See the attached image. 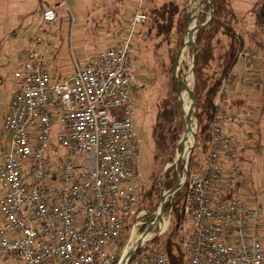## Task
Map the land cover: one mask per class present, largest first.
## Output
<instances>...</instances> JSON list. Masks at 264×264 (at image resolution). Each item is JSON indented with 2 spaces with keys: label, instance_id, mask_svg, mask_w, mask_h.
Instances as JSON below:
<instances>
[{
  "label": "built area",
  "instance_id": "built-area-1",
  "mask_svg": "<svg viewBox=\"0 0 264 264\" xmlns=\"http://www.w3.org/2000/svg\"><path fill=\"white\" fill-rule=\"evenodd\" d=\"M41 18L46 24L59 19L53 7ZM146 20L137 12L129 33L82 64L75 59L68 76L50 70L43 35L17 63L4 114L8 152L0 142V264H171L162 241L180 192L184 219L173 229L183 264H264V206L247 205L240 194L249 186L246 159L258 127L241 101L246 91L264 87L256 74L264 55L241 53L244 71L221 80L206 160L193 171L182 159L183 176L172 189L164 186L160 211L151 217L140 210L131 110L139 91L136 32ZM144 216L147 222L139 220ZM149 226L150 234L139 235ZM140 239L139 251L127 258Z\"/></svg>",
  "mask_w": 264,
  "mask_h": 264
},
{
  "label": "rangeland",
  "instance_id": "rangeland-1",
  "mask_svg": "<svg viewBox=\"0 0 264 264\" xmlns=\"http://www.w3.org/2000/svg\"><path fill=\"white\" fill-rule=\"evenodd\" d=\"M58 3H64V6L55 8L58 12V21L55 24L47 25L40 32L46 38L50 45L48 54V63L50 70L59 76H68L73 73L75 59L80 64L83 63V57L90 54H95L101 50L114 45L124 35L129 33L130 22L137 12H142L147 16V20L137 30L138 38L135 41V55L137 59V73L139 91L137 96H134L132 102L134 131L139 142L140 151V166H139V188L142 194L140 210L146 211L148 214L156 212L160 205L162 189L165 186L166 190L172 189L167 187L168 179L175 180L177 183L178 174L183 176L182 159L178 164V168L173 163L178 159V152L182 150L188 158V167L193 171L202 165L192 164L193 159H202L204 162L205 156L202 155V150L197 144L198 122L196 118L197 110L193 113L195 125V138L193 140V149L189 152V147L182 149L181 139L187 142V125L184 114L181 108V103L178 95L175 93L173 86L175 77L184 79L186 75L187 88L191 90L195 88L196 75L192 72L193 68V47H189L187 61L183 56H179L178 66L176 68V58L179 53L185 48L188 40L187 31L183 35L172 32L170 38L155 37V30H151L153 23L152 11L159 8L165 3L175 1L180 4L190 15L193 22L191 29L199 26V19L202 15L206 16L205 3L207 0H153L152 5L146 4V0H56ZM264 0H230L232 8L237 13V20L231 21L237 35L244 37L246 48L243 52L255 51L264 55V47L262 52H259L255 47L257 43L264 44V37L256 34V23L254 14V6ZM25 5V4H24ZM13 6V3H12ZM11 8V7H10ZM193 10V11H192ZM25 13L24 30L20 37H6L4 32L10 28L12 19L18 17L12 13V10L0 11V79L3 84L0 85V142L4 140L5 152L10 149L11 135L7 134L4 127V114L6 112L7 101L10 98L11 91L14 88L13 73L17 66L16 63L22 57L25 50L32 45L36 38L35 32L29 33L26 31L27 20L29 25L33 24L37 18L34 16L28 17ZM31 15V14H30ZM210 14L208 13V17ZM207 17V20H208ZM229 19V18H228ZM73 21V22H72ZM229 21V20H228ZM147 24V25H146ZM146 26V28H144ZM73 28V33H72ZM8 35V34H6ZM195 34V39H196ZM222 46L217 48V52L222 54L228 50L227 37L222 36ZM40 49H43L41 47ZM241 53L237 54L241 57ZM182 54V53H181ZM188 63V64H187ZM244 61L240 59L236 70L244 71ZM215 66V64H214ZM211 70V69H210ZM264 71V70H263ZM191 72L192 77H190ZM186 73V74H185ZM261 75V74H260ZM194 80V81H193ZM190 81V82H189ZM264 88V87H263ZM261 88V89H263ZM258 94L251 95L250 92L245 93L242 99L247 108L254 112H260L264 109V89ZM183 92L186 88H183ZM187 93L189 100V112L192 111L191 97ZM249 95V96H248ZM248 97V98H247ZM246 99H248L246 101ZM170 100H173L178 109V115L172 119H167L162 116L165 109L171 106ZM240 101V100H239ZM174 106V105H173ZM175 107V108H176ZM174 108V107H173ZM174 108V109H175ZM263 108V109H262ZM176 110V109H175ZM264 111V110H263ZM264 117V116H263ZM172 120V121H171ZM264 127V122H263ZM261 130H264L263 128ZM185 134V135H184ZM184 135V136H183ZM176 138L178 140L176 141ZM193 138L191 132L190 137ZM182 149V150H181ZM194 157V158H193ZM202 157V158H201ZM203 164V163H202ZM253 188L250 186L248 195L243 193V197L249 196L250 199H244L247 205L260 203L264 206V170L257 171L253 174ZM245 191V190H244ZM182 193V192H180ZM3 190L0 187V197ZM178 196V194H176ZM176 196H174L176 198ZM173 200V206H174ZM147 216L139 219L142 222H147ZM0 220L2 218L0 217ZM261 238L264 245V217L261 222ZM144 233L142 228L139 235ZM173 238L175 230L172 227L170 231ZM125 236L124 242L127 240ZM168 236V235H167ZM166 236V237H167ZM165 237V238H166ZM164 238V239H165ZM134 243L137 238H134ZM179 242L180 240H176ZM180 246V245H179ZM181 247V246H180Z\"/></svg>",
  "mask_w": 264,
  "mask_h": 264
},
{
  "label": "trees",
  "instance_id": "trees-1",
  "mask_svg": "<svg viewBox=\"0 0 264 264\" xmlns=\"http://www.w3.org/2000/svg\"><path fill=\"white\" fill-rule=\"evenodd\" d=\"M152 3L153 0H146L148 6L149 4L152 5ZM211 3V5H213L214 15L211 17L212 19L208 24L202 26L207 23L210 17H208V13L210 14V5L207 0L204 4L206 8V16L202 15L199 19V26L202 27L197 30L198 32L194 43L195 49L193 48V54L195 56L193 69L196 75L193 94H195V107L197 110L196 120L198 122V131H196L197 144L195 145L196 147L199 146L201 148L202 155L203 157L205 156L204 161L207 158L206 156H208L207 143L209 142L210 131L217 113L215 102L218 94L217 92L222 83L221 80L237 68L236 66L239 61V55L237 54H240L246 48L244 37L237 35L235 29H233L234 27L230 23L231 21H236L238 18L236 11L230 4V0H211ZM43 10L44 9H42V11ZM42 11L40 12L42 13ZM253 15L255 16L256 23L255 32L264 37V1L254 6ZM187 17L188 15L185 9L177 2L172 1L165 3L152 11L151 20H153V23L151 30H155V37L159 39L162 37H165L166 39L170 38L174 30L175 32L180 33V35H183L186 32L188 24ZM144 28H146V26H144ZM222 36L227 37L228 50L220 54L217 52V48L222 46ZM257 44L258 46L256 45L255 48L259 52H262L264 44L261 42ZM179 80L181 89L183 90L184 84L181 82L182 79L179 78ZM173 89L177 94L175 83ZM170 103L171 106L164 110L162 116L174 120L178 115V109L175 104H173V100H170ZM173 107H176V110ZM177 140L178 138H176V141ZM202 160L203 158L197 160L193 159L191 165L198 163L197 165L200 166L204 163ZM175 182L176 181L173 180V178L168 179L167 187H175ZM183 195V193H178V196H176L174 201L173 227L184 219ZM167 235L168 236L162 241V248L168 253L171 264H183V249L179 246L171 233Z\"/></svg>",
  "mask_w": 264,
  "mask_h": 264
},
{
  "label": "crops",
  "instance_id": "crops-1",
  "mask_svg": "<svg viewBox=\"0 0 264 264\" xmlns=\"http://www.w3.org/2000/svg\"><path fill=\"white\" fill-rule=\"evenodd\" d=\"M13 3V6H12ZM25 4V5H24ZM11 7V8H10ZM47 7H53V8H57V7H61V4L58 3L56 0H0V11L2 10H12V13L15 14L18 19H12L11 21H14V23H11V27L8 28V31H5L4 34L6 37H20L21 33L24 30V21L26 20V17H24L25 13H28V17L34 16L35 18H37V20L31 24V26L29 25V20H27V24H25L27 26V36L29 33L35 32L37 30V32H40L42 29H45V27L47 25H52V24H46L43 22L41 15L42 13L40 11H42V9H46ZM63 8V7H62ZM31 14V15H30ZM55 24V23H53ZM8 34V35H6ZM37 36L42 35V33H37ZM31 47V45L29 46ZM23 55V54H22ZM22 59V57L20 58V60L18 62H20ZM17 64V63H16ZM264 66L262 65H258L257 66V70H256V74L261 77L262 79H264ZM261 74V75H260ZM14 88H15V82H14ZM261 88L255 89L254 91H247L250 92L251 95H255L258 94ZM264 89V88H263ZM261 89V91L263 90ZM12 89V93H13ZM12 93L10 95L9 100L7 101V106H6V112L8 109V105H9V101L11 100L12 97ZM236 95L238 94L237 92H235ZM137 96V95H136ZM249 96V95H248ZM248 98V97H247ZM248 99H246L247 101ZM263 109V108H262ZM264 110V109H263ZM262 111V113H258V112H254L256 120H257V125L258 127L256 128L257 132L255 134V138H254V142H252V146L251 149L249 151V153L247 154V159H246V167L248 170V173L250 175V184L248 186V191L250 190V186L253 188L252 185H254L253 181H252V176L253 174L257 173V171L260 170H264V130H261L263 127V122H264V111ZM5 112V114H6ZM246 189V190H247ZM242 191L241 197L243 199H250L248 195V191ZM244 194L245 198L243 197Z\"/></svg>",
  "mask_w": 264,
  "mask_h": 264
},
{
  "label": "water",
  "instance_id": "water-1",
  "mask_svg": "<svg viewBox=\"0 0 264 264\" xmlns=\"http://www.w3.org/2000/svg\"><path fill=\"white\" fill-rule=\"evenodd\" d=\"M194 1H196V0H194ZM208 1H209V5H210V17H209V20L207 21V23H205L202 26H205L206 24H208V22H210V20L212 19L211 17H213V15H214L213 5H211L212 4L211 3V0H208ZM187 19H188V31H187L188 41L186 43H184V44L186 46H188V47H191L192 46L195 49V44H194L195 43V34L198 32L197 30L201 29L202 26L201 27L200 26H197V27H194L193 29H191L190 27H191V24H192L193 20H192V18H191L190 15H188ZM179 56H181V53H179V55L176 58V68L178 66V62H179V58H180ZM194 63H195V56L193 58V68H194ZM193 68H191L192 69V72H194V69ZM179 81H180L179 78L176 76L174 83H175L177 95L179 97V100H180V103H181V106H182V101H181V96L182 95L181 94L183 93V91L181 89V86H180V82ZM182 82L184 84V87L186 88V90L189 93L188 95H190V97H191L192 112L187 117H184L185 118L184 120H185L186 125H187V130L186 131H189V130H192L193 129L192 128V125H193L192 118H193V113L195 112V107L194 106H195V101L196 100H195V94H193L194 91L187 88V83L185 82V79ZM195 134H196V132L194 133V138H195ZM192 149H193V147H192ZM164 208H165V206L162 207V209H161L162 211L161 212H163V209ZM150 216L151 217H154L153 214H151ZM160 218H161V216H158V218H157L156 221L158 222L160 220ZM152 231H153V226H149L146 229V231L143 233V237H146V235L150 234ZM142 243H143V240L140 239L138 241V243H137L136 248H134L135 250L133 252L129 253V255L127 256V258L133 257L139 251V248H141Z\"/></svg>",
  "mask_w": 264,
  "mask_h": 264
},
{
  "label": "bare ground",
  "instance_id": "bare-ground-1",
  "mask_svg": "<svg viewBox=\"0 0 264 264\" xmlns=\"http://www.w3.org/2000/svg\"><path fill=\"white\" fill-rule=\"evenodd\" d=\"M194 3H197L196 1L194 2ZM198 4V3H197ZM193 11V10H192ZM188 41V40H187ZM188 51H189V47L188 46H185V48L182 50V54H181V57L183 56V58H185V60H182V61H187V54H188ZM188 64V63H187ZM186 74V73H185ZM189 75H190V77H192V75H191V72H189ZM185 82L187 81V79H186V75H185ZM183 79V80H184ZM182 80V81H183ZM181 81V82H182ZM194 81V80H193ZM190 82V81H189ZM187 83V82H186ZM185 88V87H184ZM188 89H191V82H190V86L188 87ZM188 93V91L186 90L185 92H183L181 95V101H182V106H181V108H182V111H183V114H184V117H187L188 115H190V113L192 112H189V108H188V105H189V100L187 99V94ZM193 123H194V120H193ZM192 130H189V131H187L186 133V135H187V142L185 143V142H183V138L181 139V145H182V149L185 147L186 149L189 147V151H190V149H191V147H192V143H193V140H194V131H196L195 130V125H192ZM191 132L193 133V138L191 139V138H189L190 137V134H191ZM181 149V150H182ZM178 159H183L184 161H186L188 158H187V155L185 154V151L184 150H182L181 151V153H179L178 152ZM160 209V208H159ZM159 209H157L158 210V212L160 211ZM135 246H133V248H134Z\"/></svg>",
  "mask_w": 264,
  "mask_h": 264
}]
</instances>
